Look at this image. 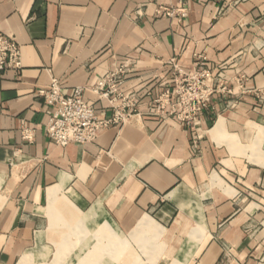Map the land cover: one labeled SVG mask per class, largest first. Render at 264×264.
I'll list each match as a JSON object with an SVG mask.
<instances>
[{
  "label": "crops",
  "instance_id": "crops-1",
  "mask_svg": "<svg viewBox=\"0 0 264 264\" xmlns=\"http://www.w3.org/2000/svg\"><path fill=\"white\" fill-rule=\"evenodd\" d=\"M186 7L170 18L180 0H0V33L21 50L0 76V264H264V0ZM172 60L202 61L233 92L211 100L195 145L174 100L151 114L174 87ZM126 61V124L86 146L48 139L39 91L82 88L107 118L93 88Z\"/></svg>",
  "mask_w": 264,
  "mask_h": 264
},
{
  "label": "built area",
  "instance_id": "built-area-1",
  "mask_svg": "<svg viewBox=\"0 0 264 264\" xmlns=\"http://www.w3.org/2000/svg\"><path fill=\"white\" fill-rule=\"evenodd\" d=\"M187 1L180 0L182 5L178 10H166L170 18L175 15L185 18ZM21 50L14 38L0 33V76L8 69L20 68ZM201 60H205L201 58ZM173 65L174 87L166 91L151 114H159L165 110V102L174 100L171 116H176L181 124L190 126L196 132L194 145L200 139V120L211 100L217 94L232 95V90L223 83L224 76L219 73L216 77L203 67L200 61L191 72L180 68L174 60ZM133 63L123 62L115 70L102 79L93 92L106 98L112 108V114L107 118L97 115L95 106L84 97V90L76 88L73 94L66 95L62 84L53 80L51 85L39 91V96L45 105L52 110V115L46 126V135L57 146L67 148L70 145L86 146L94 144L100 136L113 127H122L136 112L137 99L134 94L125 96L117 93L125 78L132 72ZM242 88V87H241ZM24 138L30 140V131H24Z\"/></svg>",
  "mask_w": 264,
  "mask_h": 264
}]
</instances>
